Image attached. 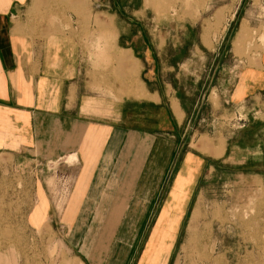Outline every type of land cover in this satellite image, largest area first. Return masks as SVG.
I'll list each match as a JSON object with an SVG mask.
<instances>
[{
  "label": "crops",
  "instance_id": "1",
  "mask_svg": "<svg viewBox=\"0 0 264 264\" xmlns=\"http://www.w3.org/2000/svg\"><path fill=\"white\" fill-rule=\"evenodd\" d=\"M90 9L102 8L0 0V199L26 202L31 225L67 226L84 264H139L163 226L162 264H170L212 158L183 140L197 103L189 108L164 90L158 36L118 18V5L104 8L114 15L98 25ZM191 36L182 42L194 45ZM263 55L241 72L240 92L239 77L228 86L232 103L262 93ZM89 233L110 235L99 256L82 250L101 243ZM11 249L0 242V264H14Z\"/></svg>",
  "mask_w": 264,
  "mask_h": 264
},
{
  "label": "rangeland",
  "instance_id": "2",
  "mask_svg": "<svg viewBox=\"0 0 264 264\" xmlns=\"http://www.w3.org/2000/svg\"><path fill=\"white\" fill-rule=\"evenodd\" d=\"M83 5H100V13L90 9L87 15L97 25L114 15L104 8L118 5V18H129L158 36L164 90L189 108L197 103L187 122L192 137L188 133L183 140L212 158L170 264H264V83L261 94L240 103L225 95L238 77L240 92L246 79L241 72L258 65L264 53V0H83ZM186 33L194 45L182 42ZM26 205L0 199V226L13 227L0 233V242L12 248L14 264L82 260L68 246L67 226L58 221L31 225L24 216ZM166 235L165 227L154 228L139 264H162ZM87 236H98L101 243L90 242L83 252L99 256L110 235Z\"/></svg>",
  "mask_w": 264,
  "mask_h": 264
},
{
  "label": "bare ground",
  "instance_id": "3",
  "mask_svg": "<svg viewBox=\"0 0 264 264\" xmlns=\"http://www.w3.org/2000/svg\"><path fill=\"white\" fill-rule=\"evenodd\" d=\"M74 264H84L82 260H78L76 263Z\"/></svg>",
  "mask_w": 264,
  "mask_h": 264
}]
</instances>
